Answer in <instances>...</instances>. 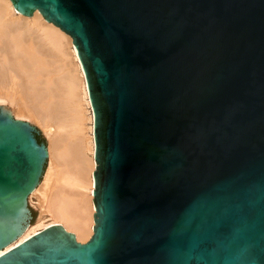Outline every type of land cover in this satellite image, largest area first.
<instances>
[{"label": "water", "instance_id": "obj_1", "mask_svg": "<svg viewBox=\"0 0 264 264\" xmlns=\"http://www.w3.org/2000/svg\"><path fill=\"white\" fill-rule=\"evenodd\" d=\"M72 38L93 113L92 235L0 264H264V0H10ZM39 129L0 105V250L29 225Z\"/></svg>", "mask_w": 264, "mask_h": 264}, {"label": "bare ground", "instance_id": "obj_2", "mask_svg": "<svg viewBox=\"0 0 264 264\" xmlns=\"http://www.w3.org/2000/svg\"><path fill=\"white\" fill-rule=\"evenodd\" d=\"M0 105L16 120L39 124L49 140L43 174L28 197L38 199L41 217L0 255L55 224L78 242L89 240L95 167L93 113L84 74L72 38L38 10L31 16L16 12L10 0H0Z\"/></svg>", "mask_w": 264, "mask_h": 264}, {"label": "rangeland", "instance_id": "obj_3", "mask_svg": "<svg viewBox=\"0 0 264 264\" xmlns=\"http://www.w3.org/2000/svg\"><path fill=\"white\" fill-rule=\"evenodd\" d=\"M57 27V26H56ZM59 28V27H58ZM68 35V34H67ZM69 67L70 68H73V65H71V63L69 64ZM9 104H6V106H8ZM10 106V105H9ZM8 106V107H9ZM11 108V107H10ZM27 121V120H26ZM28 122H30L31 124H33V125H35L38 129H39V131H40V133H41V135H42V137H43V139H44V141H45V145H47L48 144V136L46 135V133L44 132V130L42 129V127L39 125V124H37L36 122H33V121H28ZM48 165L49 164H47V167H46V169L48 168ZM33 196H31L30 197V199L28 200V207L29 208H31L32 210H34L35 211V216L31 219V221L29 222V224H31V225H35L38 221H39V217H41V209H40V207L38 206V199L34 196L33 197V199H31ZM48 219H49V217H47ZM46 218V219H47ZM86 241H88V240H86ZM86 241H84V242H86ZM80 242H82V241H80ZM84 242H82V243H84Z\"/></svg>", "mask_w": 264, "mask_h": 264}]
</instances>
